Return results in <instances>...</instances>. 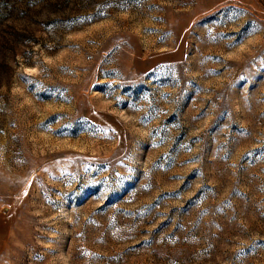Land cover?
<instances>
[{"label":"rangeland","instance_id":"rangeland-1","mask_svg":"<svg viewBox=\"0 0 264 264\" xmlns=\"http://www.w3.org/2000/svg\"><path fill=\"white\" fill-rule=\"evenodd\" d=\"M0 264H264V0H0Z\"/></svg>","mask_w":264,"mask_h":264}]
</instances>
